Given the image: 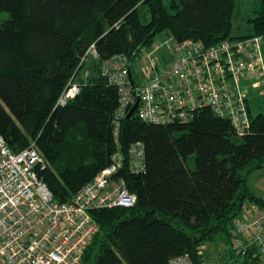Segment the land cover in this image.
<instances>
[{"label": "trees", "instance_id": "obj_1", "mask_svg": "<svg viewBox=\"0 0 264 264\" xmlns=\"http://www.w3.org/2000/svg\"><path fill=\"white\" fill-rule=\"evenodd\" d=\"M259 1L250 32L234 36L237 0H0V135L10 148L36 145L47 164L41 176L60 203L111 166L119 148L125 155L114 177L125 179L136 205L90 211L99 229L82 264H209L205 246L220 239L228 246L221 264H264L258 243L237 234L264 211L248 184L264 169V112L251 114L248 95L251 128L240 135L209 106L190 122L156 124L138 107L127 118L133 104L116 134L121 92L102 68L124 54L139 86L134 65L160 35L205 49L264 35ZM92 46L99 60L84 59ZM72 81L81 91L64 104ZM134 143L145 149L143 171L130 169Z\"/></svg>", "mask_w": 264, "mask_h": 264}, {"label": "built area", "instance_id": "obj_2", "mask_svg": "<svg viewBox=\"0 0 264 264\" xmlns=\"http://www.w3.org/2000/svg\"><path fill=\"white\" fill-rule=\"evenodd\" d=\"M155 45L140 51L143 64L139 86L131 78L124 54L102 62L109 82L121 92L116 134L121 119L137 101L139 117L150 123H187L198 109L209 106L229 119L240 135L250 131L249 88L264 90V35L226 41L209 49L193 39L182 42L172 36ZM157 49L167 51L169 60L155 56ZM91 58H100L94 46L84 59ZM80 91V83L70 82L60 102L68 103ZM128 153L130 169L143 171L142 143L131 145ZM124 159L119 148L111 166L70 202L60 203L41 176L47 164L36 145L15 152L0 135V264H82L99 229L90 211L136 205L137 196L130 192L125 179L114 177ZM238 228L237 234L258 243L264 260V211ZM235 238L240 251L244 242Z\"/></svg>", "mask_w": 264, "mask_h": 264}, {"label": "rangeland", "instance_id": "obj_3", "mask_svg": "<svg viewBox=\"0 0 264 264\" xmlns=\"http://www.w3.org/2000/svg\"><path fill=\"white\" fill-rule=\"evenodd\" d=\"M237 17L234 24V36L237 35H245L250 32L252 25L249 23V18L253 17L256 14V11L260 8L259 0H237ZM142 16L144 20H147L149 14H145V9L142 8ZM166 37V36H165ZM163 35H160L156 38V41L153 42L151 47L156 48L155 43L160 42V40L164 39ZM155 52V51H154ZM163 61L169 60V53L163 50L157 49L155 56H159ZM135 67L137 71L138 66H142L143 61L138 59ZM145 61V60H144ZM147 61V60H146ZM138 76V80H140V75ZM257 92L251 90L250 91V99H251V114L253 116L257 115L260 112H264V90H256ZM193 163V158L190 160V164ZM249 186L257 193L259 196L264 197V169L255 170L252 172L248 178ZM250 238V237H249ZM237 238H235L236 240ZM227 245L224 239L218 240L217 243L206 244L205 246V257L209 264H221V260L227 258ZM235 248V247H234ZM237 249V248H235Z\"/></svg>", "mask_w": 264, "mask_h": 264}, {"label": "water", "instance_id": "obj_4", "mask_svg": "<svg viewBox=\"0 0 264 264\" xmlns=\"http://www.w3.org/2000/svg\"><path fill=\"white\" fill-rule=\"evenodd\" d=\"M139 105V101H137L135 103V105L131 108V110L129 111L128 115H127V118H131L133 116V114L135 113L137 107Z\"/></svg>", "mask_w": 264, "mask_h": 264}]
</instances>
